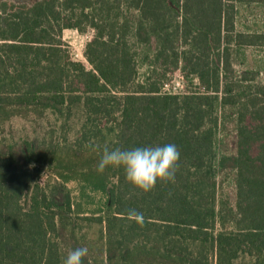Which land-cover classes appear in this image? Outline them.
Returning a JSON list of instances; mask_svg holds the SVG:
<instances>
[{"label": "trees", "instance_id": "16d2710c", "mask_svg": "<svg viewBox=\"0 0 264 264\" xmlns=\"http://www.w3.org/2000/svg\"><path fill=\"white\" fill-rule=\"evenodd\" d=\"M263 21L264 0H0V264H63L78 247L83 264H264V83L236 69L245 46L264 47ZM65 30L93 33L88 66ZM177 73L201 91L161 93ZM46 113L63 120L61 136H4L13 117ZM168 143L175 182L148 193L123 168L97 170L105 147ZM72 179L82 197H106L96 213L84 214Z\"/></svg>", "mask_w": 264, "mask_h": 264}, {"label": "rangeland", "instance_id": "374dc122", "mask_svg": "<svg viewBox=\"0 0 264 264\" xmlns=\"http://www.w3.org/2000/svg\"><path fill=\"white\" fill-rule=\"evenodd\" d=\"M16 4H32L37 0H12ZM242 23L239 24L244 31H248V28H252L254 19L250 14L246 13L241 19ZM259 21V20H258ZM260 22V21H259ZM264 29V21L260 23ZM92 32L87 31L84 34H80L75 30H65L63 33V40L68 46L71 55L74 60L84 63L88 66V63L84 57V51L87 42L92 37ZM236 69L239 76L242 73H247L249 77L248 84L256 85L258 83H264V47L263 46H245L240 53V56L236 59ZM246 74V73H245ZM167 89H161L163 94L183 95L193 92H199L200 89L189 86L188 82L183 78L180 73L175 74L168 82ZM82 120V111L80 107L74 109L71 118L67 123L68 138L73 139L76 131L80 127ZM63 120H59L57 116L52 113H46L43 118L34 117L33 115L28 118L13 117L4 126V136L13 138L18 144L25 146V143L31 141H40L43 138H50V132L56 131V136H61L60 125ZM232 131V127L229 126L225 134L229 135ZM61 138V137H60ZM221 138V137H220ZM227 141H231V137ZM228 144V143H227ZM48 171L45 170L42 174L41 181L44 183L47 180L46 176ZM224 179L223 185L227 190L229 188V181ZM68 188L70 189L72 196L75 200L81 203V209L84 214L96 213L101 204L105 202L106 197L101 194L88 193L82 197L80 193V184L76 179H72L68 182Z\"/></svg>", "mask_w": 264, "mask_h": 264}, {"label": "clouds", "instance_id": "9594fccd", "mask_svg": "<svg viewBox=\"0 0 264 264\" xmlns=\"http://www.w3.org/2000/svg\"><path fill=\"white\" fill-rule=\"evenodd\" d=\"M180 153L175 144L168 143L155 147H135L129 150L103 149L97 170L103 172L108 167L123 168L126 180L143 193L153 190L157 182H175ZM127 218L141 227L144 215L135 209L129 210ZM87 247L69 250L63 264H83L88 255Z\"/></svg>", "mask_w": 264, "mask_h": 264}, {"label": "built area", "instance_id": "2783aa9c", "mask_svg": "<svg viewBox=\"0 0 264 264\" xmlns=\"http://www.w3.org/2000/svg\"><path fill=\"white\" fill-rule=\"evenodd\" d=\"M167 86H168V85H165L166 89H167Z\"/></svg>", "mask_w": 264, "mask_h": 264}]
</instances>
